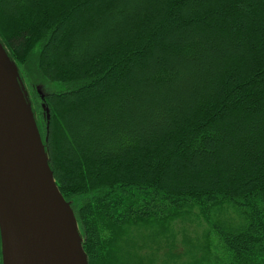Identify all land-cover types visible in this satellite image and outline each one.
<instances>
[{
    "label": "trees",
    "instance_id": "16d2710c",
    "mask_svg": "<svg viewBox=\"0 0 264 264\" xmlns=\"http://www.w3.org/2000/svg\"><path fill=\"white\" fill-rule=\"evenodd\" d=\"M0 40L89 264H156L200 219L215 264H264V0H0Z\"/></svg>",
    "mask_w": 264,
    "mask_h": 264
},
{
    "label": "water",
    "instance_id": "95a60500",
    "mask_svg": "<svg viewBox=\"0 0 264 264\" xmlns=\"http://www.w3.org/2000/svg\"><path fill=\"white\" fill-rule=\"evenodd\" d=\"M42 107L49 121V108ZM0 233L3 264H89L72 202L51 169L29 91L1 40Z\"/></svg>",
    "mask_w": 264,
    "mask_h": 264
},
{
    "label": "rangeland",
    "instance_id": "374dc122",
    "mask_svg": "<svg viewBox=\"0 0 264 264\" xmlns=\"http://www.w3.org/2000/svg\"><path fill=\"white\" fill-rule=\"evenodd\" d=\"M33 71L34 68L31 67V69H29V72L31 73ZM38 87L42 88V83H37L36 88L38 89ZM40 88L39 90L41 91V93H44L43 90ZM41 93H39V95H41ZM159 231L161 230L159 229ZM145 232H148V230L142 228L139 234L140 233L144 234ZM206 232H208V241L203 236L204 233ZM170 233H173L175 238L174 241L175 246H173V252L180 255V257L174 260L168 259L167 256L165 257V251L167 248L165 247L163 248V244H165L166 242L165 236L167 237V235H169ZM163 234L165 236H162L163 239H161L160 242L161 247L159 249L149 250V246L145 247L146 253L154 251V255L155 257H157V259L155 260L156 264H191L192 259L187 257L184 253L187 248L185 244L186 243L185 241L187 239H192L196 241L197 239H201L203 240L204 243L207 242L209 244L205 251L208 260H203L201 262L202 264H215L218 258H222L224 255H226L221 245V242H219L213 230L211 231L209 230V226L204 219L197 220L193 225H187V226H183L182 224L177 222H175L174 224L172 223L168 225V229L164 231ZM156 244L157 243H155L154 245ZM141 252L144 253L145 250H141Z\"/></svg>",
    "mask_w": 264,
    "mask_h": 264
},
{
    "label": "flooded vegetation",
    "instance_id": "af4514ba",
    "mask_svg": "<svg viewBox=\"0 0 264 264\" xmlns=\"http://www.w3.org/2000/svg\"><path fill=\"white\" fill-rule=\"evenodd\" d=\"M0 264H3L1 233H0Z\"/></svg>",
    "mask_w": 264,
    "mask_h": 264
}]
</instances>
